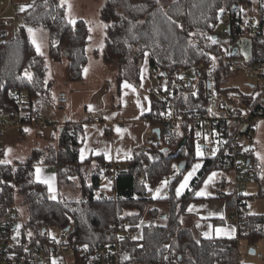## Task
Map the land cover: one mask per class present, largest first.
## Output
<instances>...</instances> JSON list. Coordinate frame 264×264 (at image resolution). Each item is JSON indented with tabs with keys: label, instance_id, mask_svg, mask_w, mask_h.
<instances>
[{
	"label": "trees",
	"instance_id": "1",
	"mask_svg": "<svg viewBox=\"0 0 264 264\" xmlns=\"http://www.w3.org/2000/svg\"><path fill=\"white\" fill-rule=\"evenodd\" d=\"M226 15L234 18L241 35L249 33L255 21L264 29V0H106L100 11L106 26L103 59L117 72L114 97L121 95L124 81L140 88L142 66L148 57L152 76L156 73L154 78H168L169 85L181 82L175 78L182 72L204 65L215 74L217 87L223 94L249 105L254 100L253 95H245L238 89H224L225 82L235 71L224 64L226 55L220 51L215 30ZM21 17L20 33L11 38L2 35L4 41L0 44V112L9 122L22 113L30 114L33 119L32 101L50 98L45 59L36 53L27 29L49 30L50 56L55 62L64 57L68 59L71 82L83 80L91 39L85 20L69 23L62 0H37ZM243 26L245 28L241 29ZM208 37L217 43H212ZM252 42L255 55L264 57V43L259 38ZM25 71L31 74V80L25 77ZM17 90L26 96L23 104ZM192 93L181 91L179 103L186 109H203V96L196 97ZM151 100L152 110L145 119L153 126H162L163 138L136 149L124 168L108 164L99 156L81 161L80 149L85 140L83 125L67 119L59 129L57 147L34 149L26 161L0 163V218L13 211L12 220L17 221L16 196H21L29 209L30 218L20 233L22 250L45 242L43 230L48 225L56 229L71 227L70 237L76 248H81L111 242L116 236L113 224L117 221H129L137 231L141 221L147 218L155 222L144 227L142 239L124 242V249L132 252L138 264H158L160 259L171 258H176L178 264H243L238 254L239 242L248 240L253 247L264 238V215H248L244 224H238V238L204 239L198 237L194 229L184 226L188 206L199 200L196 193L206 178L216 171L228 172L221 161L224 150L198 157L194 132L185 124L176 125L174 132L162 125L159 115L163 105L159 93L152 92ZM260 109V118H264V104ZM169 136H172L171 141ZM185 138V146L178 148ZM251 156L252 153L250 160ZM200 159L204 161L202 169L185 194L177 197L176 188ZM182 162H187V170L171 180L169 197L159 202L167 206L168 212L152 208L154 198L143 197L146 185L157 187L163 177ZM45 164L55 168L57 199H52L47 184L36 178V168ZM111 166L118 173L115 179L105 174L106 168ZM103 178L113 182L112 195L105 198L96 195ZM72 186L81 190L80 200L63 198L60 194L61 190ZM259 197L264 198V190ZM224 199L228 201V220H232L234 197ZM164 215L167 219L162 221ZM29 230L33 234L28 238Z\"/></svg>",
	"mask_w": 264,
	"mask_h": 264
},
{
	"label": "built area",
	"instance_id": "2",
	"mask_svg": "<svg viewBox=\"0 0 264 264\" xmlns=\"http://www.w3.org/2000/svg\"><path fill=\"white\" fill-rule=\"evenodd\" d=\"M221 21L225 43L219 45V48L221 53L226 55L224 64L235 72L241 71L248 74L256 82L252 88L258 94L253 95L254 100L249 105L238 99H231L218 89L215 74L208 67L201 65L193 70L196 74L195 82H174L158 91L163 105L159 119L162 125L169 126L173 132L176 125H187L189 131L196 135V141L202 149L208 150L210 146H213L217 147V150H224L221 161L222 165L228 168V172H223L226 175L218 182L216 196L223 199L226 197L223 188L226 185L232 186L231 196L235 201L232 220L240 225L244 224L249 217L245 211L244 194L251 178L249 161L251 162L250 155L256 139L255 120L262 115L260 106L264 104V57L255 55L252 40L259 38L264 43V29L260 22L255 21L250 26L251 31L241 35L240 28L233 17L226 15ZM3 41L0 34V44ZM244 41L249 42L248 55L243 52ZM153 76L157 74L154 73ZM181 91L186 93L192 91L196 97L203 96L205 102L203 109H186L178 101ZM16 92L23 104L26 101L25 94L19 90ZM51 108L50 98H36L31 103L33 119L30 114L22 113L10 123L18 128L28 125L38 128L54 125ZM92 121L101 123L102 113H97ZM4 127L5 123L0 119V142L4 138ZM160 128L163 138L161 125ZM197 133L200 135L197 136ZM153 136L157 135L153 133ZM171 138L172 136L168 137L170 141ZM177 147L179 148V144ZM1 152L0 143V161H3ZM180 173V165L176 164L174 171L164 176L162 181L167 180L171 183V180ZM105 174L112 179L118 176L117 170L112 166L106 168ZM146 187L147 192L143 197L154 198L155 189L148 184ZM100 197L107 196L102 194ZM14 214L11 211L0 218V264H138L133 260L132 252L124 249L125 241H137L136 227L129 221L120 220L113 224L116 236L111 242L81 248H76L74 245L70 237L71 230L56 229L48 225L43 230L45 242H39L36 246L22 250L21 230H18L16 222L12 220ZM55 230L59 232L57 237L53 236ZM158 264H178V260L176 258L160 259Z\"/></svg>",
	"mask_w": 264,
	"mask_h": 264
},
{
	"label": "crops",
	"instance_id": "3",
	"mask_svg": "<svg viewBox=\"0 0 264 264\" xmlns=\"http://www.w3.org/2000/svg\"><path fill=\"white\" fill-rule=\"evenodd\" d=\"M36 1L37 0H2L0 1V5H3L4 3L6 5V3H8L11 8H17L19 10L23 8L24 10L22 12H24ZM6 23L0 25V34L5 38H11L10 28L13 26H10L9 23V25H7ZM104 28L106 36V26ZM88 48V63L83 71V80L78 82L70 81L69 84L71 87L68 89L70 91H68L65 97L61 100V103L65 104L63 106L70 104L73 106L72 108L76 107V109L70 108V113L68 112L67 114H65L66 112L64 113L61 108L60 111H62L64 119L52 115L55 122L54 125H49L43 128L28 125L23 128H18L7 121L5 117L1 116V120L5 123L3 129L4 138L0 142L2 145L1 154L3 161L7 158L6 146L8 142L13 144L24 141L25 135L28 134L27 131L29 129L37 130V134L41 136V139L50 142L54 139L55 133L59 132V129L64 126L66 119L73 123L83 125L85 140L81 149H85L86 156L83 161L99 156L103 157L108 164H118L121 168H124L125 164L133 158L136 149L144 144L158 143L161 141L157 136H153V130L157 127L153 126L149 120L145 119L152 110V92H158L164 89V85L157 82L156 78L152 76V72H150V59L146 57L144 60L141 70L142 82L140 88H136L133 84L124 81L121 84V95L119 97H114V94L116 93L115 81L117 72L115 68L107 65L103 59L105 43H102L101 47L94 49V51H90ZM66 61L69 65L68 59H66ZM85 69H87L86 72ZM125 82L132 85L133 88H135V91H133L132 88L123 87ZM69 92L78 94H72L69 96ZM97 113H102L103 115V121L99 124L92 121ZM158 127L160 128V126ZM116 128H120L121 131L117 133ZM26 129L27 131H25ZM255 144L257 147V140L254 141L253 146ZM256 147L255 149L252 147L251 162L253 165H258L255 156ZM89 149L93 151H89ZM33 151L34 148H32L31 152ZM106 151L108 156L105 155ZM31 152L25 157V159H23V154L16 155L15 162L26 161L27 158L32 155ZM109 156L110 159L108 158ZM200 165L199 169H197L195 174L189 180L188 187L183 190L179 197H182L189 189L198 172L202 169L204 161L201 160ZM39 168L41 169V179L38 181L42 182L46 176L55 177L53 182L56 185L55 168L52 166H42ZM172 171H174V169ZM258 172L257 169V173ZM213 173L216 175L211 182L205 186V181L208 180V177L211 176L212 173L206 178L201 188L197 191L200 192L203 190L206 195H196L199 200L188 206L186 216L183 220L184 226L194 229L197 236L204 239L238 238L240 233L238 223L233 220H228V201L225 199H219L216 196L218 192V182L221 181L226 174L220 171ZM187 174L185 176H187ZM259 174L260 172L256 174V184H254L252 189L250 186V189H248L249 191L244 195L247 203L248 199H253L256 195L259 196L260 192L264 190V176H259ZM162 182L163 181L154 188L155 202L152 203L151 207L161 209L167 213V206L161 205L159 202L160 200L169 197L171 183L168 182V184L164 186ZM157 189H160L159 193H157ZM223 189L226 194L225 196H231V185H226ZM253 194L255 195L253 196ZM190 207L192 208V211H189ZM250 214L252 215L249 216L255 214L257 216V214L259 215L261 213L250 212ZM165 219H167V215H164L161 218L162 221ZM218 229L221 231L218 232ZM205 233L208 235H205Z\"/></svg>",
	"mask_w": 264,
	"mask_h": 264
},
{
	"label": "rangeland",
	"instance_id": "4",
	"mask_svg": "<svg viewBox=\"0 0 264 264\" xmlns=\"http://www.w3.org/2000/svg\"><path fill=\"white\" fill-rule=\"evenodd\" d=\"M175 1V0H168ZM106 0H62V3L66 5V13L68 20H74L75 22L78 20H85L91 32V39L88 50L94 51V49L101 47L102 43L105 42V23L100 18V11L102 7L105 5ZM4 3V2H3ZM22 10L17 8H11L10 4L5 3L0 5V25L8 22L10 26L11 37L16 36L21 31L22 26ZM7 24V23H6ZM222 22L219 23L215 30V35L218 39L219 45H223L225 40L222 34ZM35 30L37 41L41 43V51L43 53V58L45 59V63L47 66V82L50 86V100L52 102L51 114L54 117L64 119V115L68 112L70 113L71 109H76V107L72 108L70 104L63 106L65 104L61 103V100L65 97L71 85L69 78V69L67 58L61 62H55L50 56V33L49 30L43 27L32 28ZM249 42L244 41L243 44V52L248 55ZM151 72V69H150ZM178 81H184L187 83L191 81L192 83L196 80V74L193 70H187L180 74L179 78H175ZM157 82H160L164 85V88L168 85V78H156ZM256 82L249 77L248 74L244 72H235L231 75L230 78L225 82L224 89H238L245 95H257L258 92L254 91L252 86ZM72 94H78L74 92H69V96ZM62 108V111L60 109ZM255 131H256V139L258 141L257 147L256 144L253 146L255 150V156L258 161V165L252 164L249 167L250 171V182L248 184V189H251L256 184V178L259 172V176H264V118H258L255 120ZM27 135H25L24 141L19 143H11L8 142L6 146V157L5 160L10 161V163H15L16 155L23 154V159L30 154L32 148L34 149H43L45 147H57L58 146V132L55 133V137L50 142H46L45 139H41V136L37 134V130L29 129L27 131ZM8 149H11L8 152ZM217 147L210 146L208 151H203V157L206 155H214L217 152ZM167 150V149H166ZM32 153V152H31ZM18 157V156H17ZM202 157V156H201ZM19 158V157H18ZM28 159V158H27ZM4 160V161H5ZM25 161V160H23ZM200 161H197L194 165L200 164ZM194 165L188 170L187 173L191 172ZM48 165H41L39 167ZM258 167V168H257ZM258 169V173H257ZM44 175V173H43ZM49 176H46L48 178ZM54 185V192H50L51 197L55 195V199L59 197V192H57L56 185ZM48 186V185H47ZM113 182L108 178H103L100 183V188L97 191V196H101L105 194L106 196L112 195ZM247 189V191H249ZM247 191L244 195H246ZM60 194L63 198L71 199V200H80L81 199V190L77 186H72L69 189L61 190ZM255 194H253L254 196ZM248 209V211H247ZM14 210L17 212L19 218L16 221V226L18 230L24 229V226L28 222L30 218V213L28 206L23 202V198L21 196H16ZM247 215H252L251 213H261L259 215H264V198L259 197L258 195L254 196L253 199H248V203L246 200V209ZM256 215V214H255ZM254 215V216H255ZM258 215V214H257ZM150 222H155L151 220H147L144 218L141 223L138 225L136 240L140 241L143 237L144 227L147 226ZM19 226V227H18ZM33 232L31 230L27 231V237L29 238ZM56 230L53 232V236H58ZM251 250L255 251V254L251 253ZM238 254L240 260L243 264H264V238L260 239L253 247L250 246L249 241L245 239H241L238 247Z\"/></svg>",
	"mask_w": 264,
	"mask_h": 264
},
{
	"label": "snow or ice",
	"instance_id": "5",
	"mask_svg": "<svg viewBox=\"0 0 264 264\" xmlns=\"http://www.w3.org/2000/svg\"><path fill=\"white\" fill-rule=\"evenodd\" d=\"M21 10L23 11L24 9L22 8ZM220 11L222 12L223 9H221ZM69 23L74 24L75 21H74V20H69ZM27 30H28L29 36H30V38H31V42H32V44L35 46L36 53H37L38 55H43V53H42V51H41V43L37 41L36 34H35V30L32 29V28H28ZM208 39H209V40H212V43H217V41L214 40L212 37H208ZM213 59H215V58L213 57ZM86 71H87V69H85V72H86ZM24 75H25V77H27L29 80H31L32 77H31V74H30L29 72L25 71ZM123 87H125V88H132V90L135 91V88H133V86L130 85V84H128L127 82H125V84L123 85ZM194 95H195V93H194ZM90 110H91V109H90ZM25 131H27V129H26ZM116 131H117V133H119V132L121 131V129H120V128H116ZM199 135H200V134L197 133V136H199ZM10 151H11V149H8V152H10ZM89 151H93V150L89 149ZM105 155L108 156L107 151L105 152ZM196 155H197L198 157L203 156V152H202V150H201V146H200L199 144H197V146H196ZM85 158H86V156H85V149L82 148V149L80 150V159H81V161H83ZM108 158L110 159V156H109ZM129 158H130V157H129ZM0 163H10V161H0ZM200 166H201L200 164H196V165H194L192 171L189 172V173L187 174V176L184 177V179H183L182 182H180L179 186L176 188V195H177V197H179V196L182 194L183 190H184L185 188L188 187V182H189V180H190L191 177L195 174L196 170L199 169ZM174 167H175V166H174ZM40 173H41V169H40L39 167H37V168H36V178H37V180H40V179H41V177H40ZM215 175H216L215 173H212V175L208 177V180L205 181V186H207V184H208L209 182H211V180L213 179V177H214ZM54 179H55V177H48V178L42 180L43 183H46V184L48 185L49 192H54V191H55V189H54V185H53V183H52V182L54 181ZM162 184H163L164 186H166V185L168 184V181L165 180V181L162 182ZM159 191H160V189H157V193H159ZM196 195H197V196H203V195H206V193H205L203 190H201L200 192H197ZM51 198H52V199H55V195H53ZM189 211H192V208H191V207L189 208ZM18 227H19V226H18ZM217 231L219 232V231H221V230L218 229ZM29 235H31V234L29 233ZM205 235H208V234L205 233Z\"/></svg>",
	"mask_w": 264,
	"mask_h": 264
},
{
	"label": "water",
	"instance_id": "6",
	"mask_svg": "<svg viewBox=\"0 0 264 264\" xmlns=\"http://www.w3.org/2000/svg\"><path fill=\"white\" fill-rule=\"evenodd\" d=\"M153 132L157 135L158 139L161 140L162 139V130L161 128L157 127L153 130ZM187 143V138L183 139L181 141V143L179 144V146L182 148L183 146H185V144ZM249 164H250V161H249ZM187 162H182L180 164V170L181 172H185L187 170ZM71 230V227H68L67 228V231H70ZM251 253L252 254H255V251L254 250H251ZM181 259V258H180Z\"/></svg>",
	"mask_w": 264,
	"mask_h": 264
},
{
	"label": "bare ground",
	"instance_id": "7",
	"mask_svg": "<svg viewBox=\"0 0 264 264\" xmlns=\"http://www.w3.org/2000/svg\"><path fill=\"white\" fill-rule=\"evenodd\" d=\"M197 171V170H196Z\"/></svg>",
	"mask_w": 264,
	"mask_h": 264
}]
</instances>
